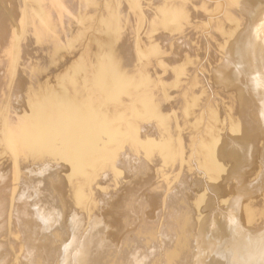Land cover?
<instances>
[{"label":"bare ground","instance_id":"bare-ground-1","mask_svg":"<svg viewBox=\"0 0 264 264\" xmlns=\"http://www.w3.org/2000/svg\"><path fill=\"white\" fill-rule=\"evenodd\" d=\"M0 264H264V0H0Z\"/></svg>","mask_w":264,"mask_h":264}]
</instances>
